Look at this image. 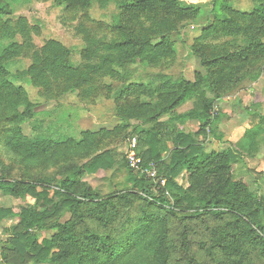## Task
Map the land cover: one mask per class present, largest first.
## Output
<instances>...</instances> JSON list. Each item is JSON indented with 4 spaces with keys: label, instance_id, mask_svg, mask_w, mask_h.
Wrapping results in <instances>:
<instances>
[{
    "label": "trees",
    "instance_id": "trees-1",
    "mask_svg": "<svg viewBox=\"0 0 264 264\" xmlns=\"http://www.w3.org/2000/svg\"><path fill=\"white\" fill-rule=\"evenodd\" d=\"M218 1L213 0L212 11L218 10ZM252 1L254 6L250 12L238 14L249 21L252 29L239 26L227 15L222 22H217L219 26L214 21V24L208 26V30L218 27L213 33L215 36L228 35L233 43H247V51L239 49V53H236L235 57L240 59L248 58L251 54L264 57V0ZM71 2L73 5L89 7L95 2L101 6L115 2L121 7L123 13L117 24L111 27L113 38L93 46L107 47L119 56V60L125 61L141 59L148 50L151 60L170 55L175 51L176 40L173 37L179 34V29L167 28V22H163L164 17L195 18L202 13L201 6L184 5L180 0ZM219 9L226 12L230 7L223 4ZM10 14L11 5L0 0V100L7 114L6 119L14 124L5 137L11 132L17 133L8 146L17 149L22 163L33 164L40 150L51 151L57 147L58 152L64 143L48 136L33 142L22 134L21 125L31 115V109L27 107L29 97L26 90L11 78L12 64L18 61L20 53L19 45L13 37L15 31L9 29L12 27L8 20ZM138 15L146 24L147 31L153 30L156 37L142 33L143 28L138 29L135 18ZM191 49L196 52L195 47ZM72 53L60 41L47 40L39 51L38 63L29 70L18 71L16 78L20 82L30 78L35 83H44L46 78H52L60 81L65 89L74 90L102 67L88 65L81 70L71 61ZM225 56L226 52L217 54L218 59ZM110 58L111 55L100 56L99 65L103 63L102 60ZM200 59L204 65L207 59L203 56ZM210 74L211 71H207L201 81L207 83L205 89L214 92ZM158 78L161 80L159 91L178 93L175 101L164 111L173 109L198 86L182 77L172 79L158 75ZM214 102L215 99H210L200 109L190 110L177 118L181 121L199 120L202 130H206L211 124ZM160 124L161 128L157 126L143 132V141L148 148L143 168L150 170L152 165L157 167V178L165 180L164 186L159 182L155 192L151 180L135 171L125 158L115 159L110 150L94 155H90L92 151L86 152L82 164L58 180L52 194L48 189L37 193L42 202L40 209L24 207L15 213L11 208L0 207V227L7 220L17 218L11 235L1 247L3 264H201L193 255L177 261L166 251L175 243L171 224L178 223L185 228L187 223L204 216L222 224L212 230L211 243L224 255H240L242 243H249L264 254V196L236 178L234 173L235 165L244 156L252 157L257 152L262 125L246 129L241 139L224 151H207L194 134L174 126L163 132L162 128L166 125ZM93 136L89 132L82 133L80 141L73 140L76 143L73 147L78 149L84 144H92L88 138ZM166 136H170L173 143L168 163L163 157L167 151ZM76 154L82 153L79 150ZM100 170H111L113 178L119 173L124 174V180L107 194L90 188H79L82 177L95 175ZM185 171L191 179L187 189L176 181ZM16 184L0 179V191L5 190L18 197L20 193L23 194L19 192L22 188L32 195L37 189L35 183ZM65 212H69L71 218L65 222L59 221ZM52 219L57 221L51 223ZM48 231H51L50 236L41 235ZM178 234L185 239L183 231Z\"/></svg>",
    "mask_w": 264,
    "mask_h": 264
},
{
    "label": "rangeland",
    "instance_id": "rangeland-1",
    "mask_svg": "<svg viewBox=\"0 0 264 264\" xmlns=\"http://www.w3.org/2000/svg\"><path fill=\"white\" fill-rule=\"evenodd\" d=\"M5 1L11 5L8 20L12 27L9 29L15 31H12L13 37L20 53L18 61L12 64L11 78L26 90L29 97L27 107L31 109V115L21 125L22 134L33 142L48 136L55 141H62L64 147L58 152L57 147L51 151L40 150L33 164L22 163L17 149L8 146L18 134L11 132L5 137L14 124L6 119L7 114L0 100V179L17 183V186L35 183L37 188L35 193L32 192L33 195L27 194V190L22 188L19 192L23 194L20 193L18 197L1 190L0 207L11 208L15 213L24 207L40 209L42 202L37 193L48 189L52 194L57 181L81 165L86 158L83 154L89 151H92L90 155H94L110 150L115 159L125 158L128 162L134 153L141 161V170L135 171L151 180L156 192V185L160 182L164 186L165 180H160L157 175L150 176L143 168L148 149L143 141V132L157 126L161 128L160 123L166 125L162 128L163 132L174 126L194 134L207 151H224L235 145L246 129L262 125L257 152L252 157L244 156L235 165L234 173L236 178L264 196V57L251 54L245 59L237 58L235 56L239 49L247 51L246 42L233 43L228 35H213L218 27L208 30L209 24L213 21L222 22L226 15L239 26L252 29L249 21L238 15L252 10V0H219L218 10L215 11H212L213 0H180L184 5L201 6L202 13L195 18L164 17L167 28L179 29V34L173 37L176 40L175 51L163 58L151 60L148 50L141 59L135 61L119 60V56L107 47L93 46L113 38L111 27L117 24L123 13L115 2L102 6L95 2L89 7L73 5V0ZM223 4L230 10L224 12L219 9ZM135 18L138 29H144L142 33L157 36L153 30L147 31L141 16ZM50 39L58 40L71 49V61L81 70L88 65L102 68L74 90L65 89L60 81L52 78H46L44 83H35L30 78L20 82L16 78L17 72L29 70L37 64L40 49ZM191 47H195L196 52ZM223 52H226V56L218 59L217 54ZM108 55L113 60H102L103 63L99 65V57ZM200 56L207 59L204 65ZM207 71H211L214 92L205 89L207 83L201 81ZM158 75L172 79L182 77L198 86L173 109L164 111L175 101L178 93L159 91L161 80ZM210 99H215V102L211 111V124L206 130H202L199 120L181 121L177 118L190 110L200 109ZM84 132L94 134L88 138L92 144H84L76 149L73 140L80 141ZM133 141L136 142L135 148L132 147ZM166 148L163 157L168 163L173 148L170 136H166ZM79 150L82 153L80 155L76 154ZM152 166L157 172V167ZM113 177L111 170H100L95 175L82 177L79 188L107 194L124 180V174L121 173ZM176 181L184 189L191 185L186 171ZM70 218L71 214L65 212L59 221L65 222ZM56 221L52 219L50 222ZM16 224L17 218H11L0 227V264H3L1 247ZM175 224L170 225L174 230L172 235L175 243L166 251L172 259L182 261L186 256L193 255L201 264H264V254L249 243H242V253L238 256L224 255L219 248L212 246V230L222 224L210 217L193 220L185 228ZM180 231L185 233V239L178 234ZM42 234L43 237L50 236L51 231Z\"/></svg>",
    "mask_w": 264,
    "mask_h": 264
},
{
    "label": "built area",
    "instance_id": "built-area-1",
    "mask_svg": "<svg viewBox=\"0 0 264 264\" xmlns=\"http://www.w3.org/2000/svg\"><path fill=\"white\" fill-rule=\"evenodd\" d=\"M132 147H133V148L136 147V142H135V141H133V143H132ZM129 162H130V165H131L134 169L138 170V169L141 168V161L136 157V155H135L134 153H132V154L130 155V161H129ZM140 170H141V169H140ZM145 171H146L147 173H149L150 176H155V177H156V175H157V172L155 171V169H154L153 166H152V168H151L150 170L145 169Z\"/></svg>",
    "mask_w": 264,
    "mask_h": 264
}]
</instances>
